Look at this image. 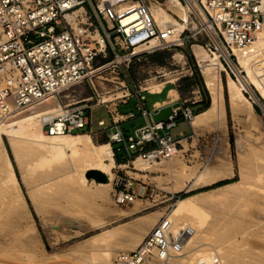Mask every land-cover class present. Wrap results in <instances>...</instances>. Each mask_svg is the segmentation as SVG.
I'll use <instances>...</instances> for the list:
<instances>
[{
	"label": "built area",
	"instance_id": "obj_1",
	"mask_svg": "<svg viewBox=\"0 0 264 264\" xmlns=\"http://www.w3.org/2000/svg\"><path fill=\"white\" fill-rule=\"evenodd\" d=\"M171 1L186 10V20L168 0H0V116L55 97L58 106L42 118V129L57 136L80 132L85 126L91 131L93 109L105 106L114 127L108 141L121 145L125 152L137 151L132 160L140 157L153 165L178 156L201 168L209 166L221 153L218 131L192 129L185 136L191 140L187 150L170 132L179 119L192 124L196 112L191 105L201 98L181 99L165 121L151 122L128 135L120 124L134 114H121L115 107L137 95L136 108L146 117L144 93L150 90L142 86L145 81L131 79L127 71L137 61L190 40L216 54L225 73L237 80L243 78V71L236 73L232 68L236 63L233 51L249 45L264 31V0ZM153 4L182 24L176 41L171 38V26L155 19ZM254 67L264 73V59ZM192 73L191 69L179 72L177 81ZM94 81L113 87L98 93ZM83 86H88L92 95L75 97L74 92ZM148 143L154 145L146 148ZM134 181L125 174L116 175L117 204L144 195L133 189ZM192 232L190 227L172 228L166 218L148 232L138 248L119 253L111 264L169 263L187 249Z\"/></svg>",
	"mask_w": 264,
	"mask_h": 264
},
{
	"label": "rangeland",
	"instance_id": "obj_2",
	"mask_svg": "<svg viewBox=\"0 0 264 264\" xmlns=\"http://www.w3.org/2000/svg\"><path fill=\"white\" fill-rule=\"evenodd\" d=\"M192 44H196V42L190 40L176 49L154 53L155 57L152 54L147 59L137 61L127 73L131 79H139L143 82L159 76L161 70H177L175 72L177 77L179 72L191 69L192 76L178 80L176 84L184 94L188 92V96H194L196 100L205 98L204 92H206L208 105H210V93L205 86L194 51L191 49ZM167 61L172 65L166 64ZM155 64L160 66L156 67ZM245 74L243 71L242 75L245 76ZM222 79V97L218 116L213 112L203 127H195V131L199 132L218 131L221 137V141L218 143L221 153L214 157L207 168L217 181L211 186L198 190L205 191L203 194L195 195L201 200V211L198 218L202 220L206 229L205 239L223 251L220 264H227L229 260H238L239 264H249L264 260V108L252 98L250 92L245 91L246 96L253 103L260 122L259 128L251 127L248 124L246 103L234 99L230 95L225 72H222ZM94 84L98 93H104L109 87H113L105 86L107 84H97L95 81ZM142 86H147V84L143 82ZM171 86L168 85L167 88ZM73 95L84 98L92 95V92L88 86H83L78 88ZM163 96L164 94L154 96L146 94L149 105L155 100L162 99ZM135 102L136 98L132 97L128 104H121L120 112L134 111L137 113ZM262 105L264 106V100ZM101 107L103 108L93 109L95 120L104 118L109 122V114L104 109L106 107ZM120 127L122 131L127 129L124 124ZM87 128L88 126H85L80 129V132H88L95 143L108 141L99 131L91 132ZM130 132L133 134L131 127ZM4 139L22 190L25 197H28V187L23 177L31 184L36 181L37 177L47 176L54 170L44 168L42 164L36 165L31 171L26 170L21 165V163L24 164L26 156L18 161L14 157L8 139L6 137ZM190 142V139L188 143L183 142L184 150H187ZM113 145L115 149L117 146H121L117 143ZM114 148H112L113 152ZM124 152L125 150L121 149L117 151V154L121 155ZM143 166L142 168V164L136 165L133 162L124 169L157 175L152 179L156 180L157 189L154 192H146L141 197L133 198L138 201V209L134 207L132 201L122 204H117L115 201L114 180L116 175L124 172L119 166L114 168V175L107 187L96 186L88 182L82 185L81 190H78L61 182L54 190L44 194L51 196L54 199L52 202L36 207L27 198V206L43 249L41 252L38 250L40 247H36L37 250L33 251L35 257L39 259L38 263H44V259L51 255L59 257L63 261L62 264H111L113 258L119 253L130 252L138 248L148 232L158 222L168 218L167 215L173 210L182 195L198 193L197 191L184 194L175 192L186 187H179L175 184L172 179V171L190 170L197 173L204 170L199 164L186 163L177 156L171 161L161 164L149 165L145 162ZM188 166L189 168H187ZM138 169H141L142 172ZM135 176L139 177L137 174ZM88 179L90 181L91 178ZM227 183L232 185L225 188L220 186ZM222 193H226V197L218 199ZM57 202L60 205L55 207ZM135 210H139V212H133ZM64 217L70 218L72 222H64ZM2 223H6L7 232L17 231L15 223L11 219H7L5 213H0V224ZM114 228V236L107 241L99 242L91 238L104 230ZM187 249L190 247L188 246ZM15 253L19 254L18 251ZM19 259L17 257L14 263L25 264L24 260ZM180 263L181 260L174 258L166 264ZM152 264L161 263L152 262Z\"/></svg>",
	"mask_w": 264,
	"mask_h": 264
},
{
	"label": "bare ground",
	"instance_id": "obj_3",
	"mask_svg": "<svg viewBox=\"0 0 264 264\" xmlns=\"http://www.w3.org/2000/svg\"><path fill=\"white\" fill-rule=\"evenodd\" d=\"M168 3L170 6L174 5L173 8L181 18L187 19L186 10L181 8L180 4H173L171 0H168ZM151 8L159 24L171 26L173 29L171 38L176 41L183 28L182 24L162 7L153 4ZM193 51L211 97L208 108L195 114L193 118L192 125L198 127L206 123L213 112L216 113V116L219 114V103L222 97V72H224L225 67L216 54H207L200 45L194 44ZM233 52L236 57V63L232 67L233 70L236 73L241 70L246 74L243 78L239 77L238 80H235L226 72L227 88L234 99L246 103L248 107V124L257 129L260 122L253 103L246 96L245 91L250 92L252 98L264 108L262 105L264 100V73H259L254 67L261 59H264V31L258 33L249 45L235 48ZM159 72V76L145 81L146 87L150 91H160L166 82L174 83L177 81L175 76L177 70L168 71L165 69ZM169 94L173 98L178 97L175 89H170ZM57 106L58 101L55 97H46L29 104L23 109L15 108L10 113L0 116V213H5L6 218L11 219L17 227V231L7 232L5 229L6 223L0 224V264H16L14 261L17 257L20 258L19 260H24L25 264H62L63 261L59 257L51 255L44 259V263H38L39 259L35 257L33 251L37 250L36 247H40L38 250L41 252H43V249L40 236L27 206V198L36 207L52 202L54 199L44 194L54 190L61 182L78 190H81L82 185L88 182L96 186L107 187L114 175V168L119 166L115 161L110 143L108 141L95 143L88 132H74L57 136L46 134L42 129V118L49 113L50 109ZM4 137L8 139L14 157L18 161L26 156L24 164L21 163L26 170L31 171L38 164H42L44 168L54 170L47 176L37 177L36 181L31 184L23 177L28 187V197H25L22 190L16 169L6 149ZM216 149L218 150L217 147ZM145 162L142 158L137 157L134 164H142L143 168ZM122 167L124 168V166ZM202 168L204 170L197 173L190 170L172 171V179L177 186L190 187L191 189H195L200 185L215 183L217 179L207 170L208 166ZM92 169L105 174L108 181L102 183L95 181L93 178L89 181L85 174ZM138 170L141 171V169ZM179 175H184L186 178L183 185L176 182ZM231 185V183H227L220 186L225 188ZM204 192L200 191L178 199L173 210L167 215L172 228L190 227L193 229L188 244L190 249L175 257L176 260H181L180 264H218V262L220 264L223 251L205 239L206 229L202 220L198 218L201 211V200L196 198L195 195ZM225 197L226 193H222L218 199ZM132 203L138 209V201L132 199ZM59 205L60 203L57 202L55 207ZM136 211L139 212V210L133 212ZM63 221L72 222L68 217H64ZM113 230L115 228L104 230L91 238L99 242L107 241L114 236ZM17 251L19 254L15 253ZM227 264H239V261L229 260ZM249 264H264V260Z\"/></svg>",
	"mask_w": 264,
	"mask_h": 264
},
{
	"label": "crops",
	"instance_id": "obj_4",
	"mask_svg": "<svg viewBox=\"0 0 264 264\" xmlns=\"http://www.w3.org/2000/svg\"><path fill=\"white\" fill-rule=\"evenodd\" d=\"M168 85H172V86L167 88ZM170 89L176 90L177 95H178L177 98H173L170 96V94H169ZM146 94L149 96L163 95L164 94V96L162 99L155 100L149 105L147 102ZM188 94H189L188 92L184 94L180 90V88L178 87L176 82H174V83H167L166 82L160 91H156V92L150 91V92L144 93V95H145L144 106L149 112L146 117L142 116L141 113L136 108L137 104L139 103V97L137 95L132 96V97L136 98L135 108H136L137 113H135L134 111H129V112H132L134 114V116L132 118H128L125 121L121 122L120 126L122 124L127 126V129L123 130V132L127 135L132 134L130 132V127H131V129L133 130V134H134L135 130L142 128L151 122L165 121L168 118V115L170 114L173 106L177 105L180 102V100L187 97ZM132 97H130L127 100V102L118 103V105L115 108L117 109V111L119 113L126 114V113L120 112V109H119L120 105L121 104H128ZM191 107L196 112L202 107V104H199L198 102H196L195 104H192ZM98 108H103V107H98ZM104 109L106 110V108H104ZM109 118H110V114H109ZM99 121H103L104 124L99 125V123H98ZM204 125H205V123L202 124L200 127H203ZM192 129L195 130V127L189 121L179 119L176 126L172 130H170V132L173 136L178 138L179 142L183 145V142L188 143V139H186L185 136L187 134H189L192 131ZM92 131H99L101 135H104L109 140V134L114 131V127L112 125L111 118H110L109 122H107L104 118H99V119L95 120V117L93 114L92 122H91V132ZM205 131H208V130H204L202 132H205ZM109 143L111 145V148H113L114 143H112L111 141ZM153 145L154 144H152V143H148L146 145V148L151 147ZM118 148L121 150V146H117L116 149H118ZM136 154H137V151H135V150H132L130 152H124L121 155L117 154L119 162H117L116 159H115V161L119 165V167L124 166V168L123 167L120 168L123 171L126 167H129L132 158H134V156ZM134 170H135V168H134ZM121 174H123V175L125 174V175L129 176L130 178L134 179L135 181H134L133 189L135 191H139L141 194H145L146 192H154V190L157 189L156 184H155L156 180H152L157 175L156 176L152 175V173L143 174V173L129 171V170H124V172H122ZM136 174L139 175V177L135 176ZM185 181H186V178L184 175H179L177 177V180H176V182L179 185L180 184L183 185L185 183ZM211 185L212 184L201 185L195 189H191L190 187L189 188L186 187V188H182V189L175 191V192H180L182 194L195 192V191L200 192L198 190H201V189L206 188V187L211 186Z\"/></svg>",
	"mask_w": 264,
	"mask_h": 264
},
{
	"label": "water",
	"instance_id": "obj_5",
	"mask_svg": "<svg viewBox=\"0 0 264 264\" xmlns=\"http://www.w3.org/2000/svg\"><path fill=\"white\" fill-rule=\"evenodd\" d=\"M86 177L93 178L95 181L102 182V183H105L107 181V176L96 169L87 171Z\"/></svg>",
	"mask_w": 264,
	"mask_h": 264
},
{
	"label": "trees",
	"instance_id": "obj_6",
	"mask_svg": "<svg viewBox=\"0 0 264 264\" xmlns=\"http://www.w3.org/2000/svg\"><path fill=\"white\" fill-rule=\"evenodd\" d=\"M158 53V52H157ZM153 57H155V54H154V56ZM152 57V58H153ZM204 96H205V98H203L201 101H199L198 103L199 104H202V107L198 110V111H196V114H198V113H200V112H202L203 110H205L206 108H208V96H207V94H206V92H204ZM114 146V145H113ZM114 148V147H113ZM117 149H115L114 148V153H115V159L117 160V162H119V160H118V157H117ZM220 184H222V183H220ZM182 197H185L184 195H182Z\"/></svg>",
	"mask_w": 264,
	"mask_h": 264
}]
</instances>
